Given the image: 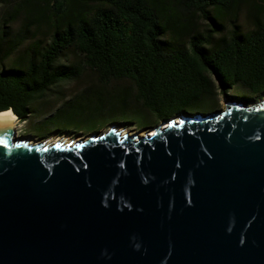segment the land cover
I'll use <instances>...</instances> for the list:
<instances>
[{
	"label": "water",
	"instance_id": "obj_1",
	"mask_svg": "<svg viewBox=\"0 0 264 264\" xmlns=\"http://www.w3.org/2000/svg\"><path fill=\"white\" fill-rule=\"evenodd\" d=\"M224 105L52 143L0 114V264H264V98Z\"/></svg>",
	"mask_w": 264,
	"mask_h": 264
},
{
	"label": "trees",
	"instance_id": "obj_2",
	"mask_svg": "<svg viewBox=\"0 0 264 264\" xmlns=\"http://www.w3.org/2000/svg\"><path fill=\"white\" fill-rule=\"evenodd\" d=\"M23 3L20 42L28 39L30 23L45 32L14 66L0 70V111L11 109L20 121L37 112L36 102L54 86L85 71L96 85L53 115L75 109L105 122L144 126L209 108L217 95L228 97L232 90L264 96V0ZM243 12L251 25L247 31L239 24ZM197 21L206 25L202 32L194 30ZM70 56L71 62H62ZM116 83L130 87L109 89Z\"/></svg>",
	"mask_w": 264,
	"mask_h": 264
},
{
	"label": "rangeland",
	"instance_id": "obj_3",
	"mask_svg": "<svg viewBox=\"0 0 264 264\" xmlns=\"http://www.w3.org/2000/svg\"><path fill=\"white\" fill-rule=\"evenodd\" d=\"M24 4L23 0H0V70L2 68L14 66L17 60L24 56V51L28 45L43 39L45 28L35 31L33 26H31L32 23H30L28 39L22 43L20 42L21 34L19 35V30L25 22L23 21L25 19L24 12L20 7ZM194 23H196L194 25V30L198 32H202L206 28V25L201 21ZM239 24L243 31H247L251 28L244 12L239 17ZM72 60L73 58L70 56L63 59L62 62H71ZM92 85H96L95 77L90 72L85 71L74 81H66L54 86L46 95L36 102V113L34 112L31 114L26 121H20L17 118L14 127L16 136L28 138L32 142L52 143L59 140L70 142L87 139L94 133L105 132L113 125L116 127L117 131H121L122 133L133 134L138 132L140 135H143L148 129L162 122H149L144 126H139L133 120L116 119L115 121L105 122L104 120H100L101 118L98 119L99 117H91L88 116L87 113L78 112L75 109L64 112L59 117L53 115L55 109L79 94L86 87ZM109 87V89L125 90L130 86L128 83H116V85L113 84ZM228 97H230L231 100H242L248 104L251 102H258L264 98V96L257 97L237 94L234 90L228 92ZM224 101L225 97L217 95L213 106L187 113H210L216 110H224ZM65 120L67 123H63ZM78 128L84 130H79ZM57 130L63 131L64 134L57 133Z\"/></svg>",
	"mask_w": 264,
	"mask_h": 264
},
{
	"label": "bare ground",
	"instance_id": "obj_4",
	"mask_svg": "<svg viewBox=\"0 0 264 264\" xmlns=\"http://www.w3.org/2000/svg\"><path fill=\"white\" fill-rule=\"evenodd\" d=\"M0 114H3V115H9V116L12 117L14 113H13V112L9 113L8 111H2V112H0ZM14 116H15V114H14ZM15 117H16V116H15ZM16 121H17V117H16L15 120H13V122L16 123ZM15 125H16V124H14V127H15ZM66 142H68V141H66Z\"/></svg>",
	"mask_w": 264,
	"mask_h": 264
},
{
	"label": "clouds",
	"instance_id": "obj_5",
	"mask_svg": "<svg viewBox=\"0 0 264 264\" xmlns=\"http://www.w3.org/2000/svg\"><path fill=\"white\" fill-rule=\"evenodd\" d=\"M7 111H8L9 113H11V112H12V110H11V109H8ZM12 119H13V120H15V119H16V117L14 116V114H13V116H12ZM0 123H3V121H0Z\"/></svg>",
	"mask_w": 264,
	"mask_h": 264
}]
</instances>
